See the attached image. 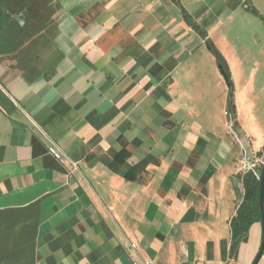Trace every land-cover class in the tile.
Segmentation results:
<instances>
[{
  "label": "crops",
  "instance_id": "crops-1",
  "mask_svg": "<svg viewBox=\"0 0 264 264\" xmlns=\"http://www.w3.org/2000/svg\"><path fill=\"white\" fill-rule=\"evenodd\" d=\"M59 6L40 50L0 43V264H252L261 221L236 255L231 222L264 158V0Z\"/></svg>",
  "mask_w": 264,
  "mask_h": 264
},
{
  "label": "flooded vegetation",
  "instance_id": "flooded-vegetation-1",
  "mask_svg": "<svg viewBox=\"0 0 264 264\" xmlns=\"http://www.w3.org/2000/svg\"><path fill=\"white\" fill-rule=\"evenodd\" d=\"M32 1L33 0H0V43L3 46L16 47L15 49L19 51L18 56L20 55L18 58H16L17 60L21 59L20 57H23L24 54H27L26 52L29 51L31 48H35V50H40L45 44H47V39L49 38L44 37L42 35L43 32L46 31L43 29L42 23L45 21L46 26L48 25L47 20L43 19V13L40 12V19H38L37 17L38 13H33V9L36 6H38L37 9L42 8L40 7L42 4H40V6H34ZM34 1L37 2V0ZM57 10L59 11V9ZM58 11L52 14V19H55V16ZM22 20L24 21L23 23L21 22ZM39 21L40 23H38ZM36 25L41 26L39 30L37 29V33L40 32L37 36H42V40H34L35 38L33 40H23L27 37V35L25 34L30 32L32 33V29H34V26ZM55 29L56 28L52 29L53 32ZM28 35L31 36V34ZM35 41H40L41 44L36 45L35 47L33 46V42Z\"/></svg>",
  "mask_w": 264,
  "mask_h": 264
},
{
  "label": "trees",
  "instance_id": "trees-1",
  "mask_svg": "<svg viewBox=\"0 0 264 264\" xmlns=\"http://www.w3.org/2000/svg\"><path fill=\"white\" fill-rule=\"evenodd\" d=\"M196 29H199L196 25H194L191 21L188 20ZM202 35H206L203 31H201ZM210 50L216 56V60L220 69L225 74L228 73V67L226 62L220 53L216 50L212 43H209ZM234 94L231 89L230 91V111H231V121L234 124L235 118V105H234ZM259 177H257L254 173L249 172L244 177V189L245 195L244 200L238 207L235 217L231 222L232 229V253L236 255L240 244L245 243L248 240V232L250 227L257 222L261 221V213L259 208Z\"/></svg>",
  "mask_w": 264,
  "mask_h": 264
},
{
  "label": "rangeland",
  "instance_id": "rangeland-1",
  "mask_svg": "<svg viewBox=\"0 0 264 264\" xmlns=\"http://www.w3.org/2000/svg\"><path fill=\"white\" fill-rule=\"evenodd\" d=\"M33 2V5L34 6H36V5H39L40 6V4H42L40 7H42V8H40V9H37L38 8V6H36L34 9H33V13H38V19H40V12H42L43 13V19H46L47 20V26H46V24H45V21L42 23L43 24V29L44 30H46L45 32H43V36L44 37H50V36H52L53 35V30L52 29H54V28H56V25H57V22L55 21V19H52V14L53 13H56L58 10L57 9H59L60 8V6H59V4H58V2H59V0H37V2L36 1H32ZM47 14V15H46ZM22 23L24 22L23 20L21 21ZM38 23H40V21L38 22ZM27 24H28V22H27ZM35 25V24H34ZM41 28V26H34V29H36V30H34V29H32V33L30 32V33H26L25 35H27V37L25 38V39H23V40H28V39H34V40H42L41 38H43L42 36L41 37H39V36H37V35H39V33H37L38 31H37V29L39 30ZM47 28H48V30H47ZM34 30V31H33ZM28 34H31V36H29ZM36 36H37V38H36ZM39 38V39H38ZM23 40H21V41H23ZM33 46H35L36 47V45H40L41 44V42L40 41H35V42H33ZM32 54V56H34L35 55V53L33 54V53H31ZM31 56V57H32Z\"/></svg>",
  "mask_w": 264,
  "mask_h": 264
},
{
  "label": "built area",
  "instance_id": "built-area-1",
  "mask_svg": "<svg viewBox=\"0 0 264 264\" xmlns=\"http://www.w3.org/2000/svg\"><path fill=\"white\" fill-rule=\"evenodd\" d=\"M233 140L235 142H238V139L235 136H233ZM49 151H50V153L52 155L55 156V158H57L58 160H61V156L59 155V153L55 149L50 148ZM263 166H264V158H259V157L258 158H253L252 157V160H249V162H247L245 159L242 161V167L240 168V170L241 171H246L247 173L252 172L257 177H259ZM130 248H131V250L133 252H135L136 249H137V245L136 244H131ZM131 259H132V262H134V259H135L134 255L131 256ZM144 264H152V263L147 261V262H144Z\"/></svg>",
  "mask_w": 264,
  "mask_h": 264
},
{
  "label": "water",
  "instance_id": "water-1",
  "mask_svg": "<svg viewBox=\"0 0 264 264\" xmlns=\"http://www.w3.org/2000/svg\"><path fill=\"white\" fill-rule=\"evenodd\" d=\"M224 79L226 82H229L230 80V75L227 73H224ZM252 160V158H250ZM259 208H260V213H261V224L264 232V166L261 170V173L259 175ZM264 254V234H263V241L262 245L260 247V250L252 264H259L260 261L262 260Z\"/></svg>",
  "mask_w": 264,
  "mask_h": 264
}]
</instances>
